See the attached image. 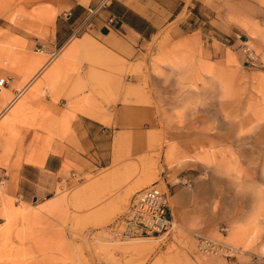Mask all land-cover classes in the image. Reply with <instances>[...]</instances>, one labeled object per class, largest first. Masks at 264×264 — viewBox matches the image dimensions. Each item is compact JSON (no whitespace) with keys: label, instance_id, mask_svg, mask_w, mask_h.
I'll return each mask as SVG.
<instances>
[{"label":"rangeland","instance_id":"rangeland-1","mask_svg":"<svg viewBox=\"0 0 264 264\" xmlns=\"http://www.w3.org/2000/svg\"><path fill=\"white\" fill-rule=\"evenodd\" d=\"M25 1L0 0V79L34 59L0 109V264H264V0H193L131 60L77 49L47 78L42 62L67 50L48 57L33 43L48 40L50 19ZM59 82H72L73 108L103 111L124 88L123 102L154 110L145 151L124 168L134 180L72 176L45 199L18 193L10 169L43 152L44 90ZM84 82L91 92H79ZM154 183L170 195L174 228L111 239L108 225Z\"/></svg>","mask_w":264,"mask_h":264},{"label":"crops","instance_id":"crops-1","mask_svg":"<svg viewBox=\"0 0 264 264\" xmlns=\"http://www.w3.org/2000/svg\"><path fill=\"white\" fill-rule=\"evenodd\" d=\"M98 1L26 0L21 4L28 13L49 15L48 40L33 39V43L43 45L48 57H53L56 51L67 50L65 54L42 62L46 78L61 77L66 72L70 53L77 49L93 47L106 55L129 61L184 10H189L190 5L193 7V0H111L95 14L88 15L89 7ZM17 37L29 43L27 36ZM33 65L34 59L27 55L26 67L20 74L3 72L6 84L0 85L5 88L0 94V109L5 104L13 105L15 101L8 97L18 94V86L23 85L22 79ZM81 67L82 78L86 79L91 72L90 67L86 64ZM102 73L107 75L106 71ZM69 77L74 78L75 75ZM82 85L84 88L79 92H91L89 82ZM30 89L28 82L24 91L29 92ZM71 90L72 82H59L54 89L44 90L43 152L34 161L21 160L10 169V172L18 173L17 188L21 195L45 199L59 185L69 182L72 176L81 177L79 185H85L93 178L96 183L112 180L123 186L124 181L135 179V175L124 168L130 164L132 156L145 151L146 126L153 120L154 110L123 102L124 88L117 90L118 100L109 102L103 111L73 108L66 98ZM111 91L115 92V89ZM34 104L27 102L28 108ZM32 135L33 131L28 128L26 140H30Z\"/></svg>","mask_w":264,"mask_h":264},{"label":"built area","instance_id":"built-area-1","mask_svg":"<svg viewBox=\"0 0 264 264\" xmlns=\"http://www.w3.org/2000/svg\"><path fill=\"white\" fill-rule=\"evenodd\" d=\"M110 1L99 0L96 5L89 7L88 15L95 14ZM4 84L6 80L0 79V85ZM175 224L169 193L154 183L132 198L108 225L107 230L108 236L113 240H129L169 232ZM214 248L215 245H212V249Z\"/></svg>","mask_w":264,"mask_h":264},{"label":"bare ground","instance_id":"bare-ground-1","mask_svg":"<svg viewBox=\"0 0 264 264\" xmlns=\"http://www.w3.org/2000/svg\"><path fill=\"white\" fill-rule=\"evenodd\" d=\"M199 236H200V235H199ZM135 239L137 240V238H135ZM135 239H134V240H135ZM137 246H138V245H137ZM205 247H206V246H205ZM203 250H204V249H203Z\"/></svg>","mask_w":264,"mask_h":264}]
</instances>
